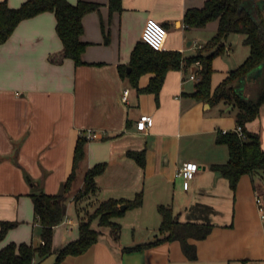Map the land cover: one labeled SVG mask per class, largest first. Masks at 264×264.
Segmentation results:
<instances>
[{"label":"crops","instance_id":"1","mask_svg":"<svg viewBox=\"0 0 264 264\" xmlns=\"http://www.w3.org/2000/svg\"><path fill=\"white\" fill-rule=\"evenodd\" d=\"M23 1L7 3L16 7ZM90 1L100 7L82 18L81 37L88 42L84 63L48 60L61 47L52 11L21 20L0 44V221H16L0 248L11 241L39 244L41 225L31 193L60 191L72 169L76 139L85 135V157L65 200L66 214L53 228L52 253L35 264H52L59 249L78 237L79 221L100 201L132 199L137 192L143 194L142 204L115 218L121 224L119 239L97 225L98 240L83 253L67 255L63 264H264V218L256 202L264 182L243 174L231 187L212 168L229 158L227 145L216 138L221 130L236 127L235 106L224 102L214 110L222 101L211 105L191 95L196 80L188 75L196 65L168 70L157 95L138 90L118 70L128 64L138 40L194 54L215 34L218 21L187 27L183 15L206 0H121L119 11H110L108 0ZM243 38L230 35L226 50L235 42V51L214 57L212 90L249 54ZM261 72L262 67L238 84L247 98L262 87ZM150 76L140 75L138 86L145 87ZM142 114L152 118L146 130L136 128ZM246 126L259 134L264 150V103ZM130 151H143V163ZM186 161H195L198 170L184 188L175 172ZM101 162L105 166L95 176L96 190L75 202L85 171ZM159 205L169 206L179 222L212 225L205 237L187 239L195 258L186 256L178 239L138 247L161 237Z\"/></svg>","mask_w":264,"mask_h":264},{"label":"trees","instance_id":"2","mask_svg":"<svg viewBox=\"0 0 264 264\" xmlns=\"http://www.w3.org/2000/svg\"><path fill=\"white\" fill-rule=\"evenodd\" d=\"M108 5L110 11L122 9L121 0H108ZM99 7V2L90 0H77L75 3L69 0H24L16 7L9 6L7 0H0V44L6 41L21 20L44 11H52L61 47L49 53L48 60L57 64L65 58H71L75 64L84 63L81 55L88 42L81 37L84 31L82 18ZM212 20L218 21L215 34L194 54L186 56L179 50L158 49L138 40L131 51L128 64H120L118 70L138 90L151 91L157 95L168 70L187 69L198 61L199 64L194 69L197 77L195 90L191 95L211 105L220 101L233 104L237 108L236 124L244 133V137L239 136L235 130L218 133L216 141L227 145L229 158L225 163L213 164L212 168L226 177L231 187H235L243 174L253 175L254 183L264 182V150L260 136L246 126L258 116L264 103V0H206L203 6L188 8L183 15L187 27H203ZM232 34L244 36L243 42L249 46V54L236 68L229 70L226 77L212 90V61L215 56L226 51L227 39ZM107 40L105 35V41ZM258 66H262L260 74L263 85L253 98H247L237 88L238 84ZM127 68H130L129 71ZM144 73H151L149 82L145 87H139L138 78ZM87 141L85 135L77 137L72 169L59 192L31 193L34 215L41 225L39 244L14 241L5 244L0 248V264H35L36 258L42 260L52 253L53 228L66 214L65 200L76 177L77 168L85 157ZM129 154L143 163V151H130ZM104 166V162L97 163L85 171L82 187L73 196L75 202H80L96 190L95 176L103 171ZM142 201V192H137L132 199L108 198L100 201L86 219L79 221L78 237L59 249L52 264H63L67 255L83 253L98 240L100 230L92 226L94 221L99 227H108L112 237L119 239L121 224L115 218L121 216L126 209L140 206ZM122 204L125 205L124 209L120 208ZM158 211L161 215V237L138 247L178 239L182 242L186 256L195 258L194 245L188 243L187 239L205 237L211 231L212 225L179 222L172 209L166 205H159ZM15 224L16 221H0V240Z\"/></svg>","mask_w":264,"mask_h":264},{"label":"built area","instance_id":"3","mask_svg":"<svg viewBox=\"0 0 264 264\" xmlns=\"http://www.w3.org/2000/svg\"><path fill=\"white\" fill-rule=\"evenodd\" d=\"M155 48H159L160 46L156 44L155 46L151 43H149ZM198 61L195 62V65H198ZM190 79H197L196 75L194 73H191L189 75ZM128 94V89L124 90L123 98L126 100ZM152 118L148 114H142L139 116V119L136 121V128L138 130H146L148 126L151 124ZM235 130L239 136L244 137V133L240 126H237L232 129ZM222 132H225L227 130H221ZM90 137L96 136V134L93 132H90ZM198 170V164L195 161H186L181 167H179L176 172L175 176H179L183 179V186L184 188H187L189 186L190 180L194 177L196 171ZM256 202L258 204V209L260 211L261 217L264 218V193L256 191Z\"/></svg>","mask_w":264,"mask_h":264},{"label":"rangeland","instance_id":"4","mask_svg":"<svg viewBox=\"0 0 264 264\" xmlns=\"http://www.w3.org/2000/svg\"><path fill=\"white\" fill-rule=\"evenodd\" d=\"M231 42V41H230ZM229 46H231V45H228V47ZM235 46H236V44H235V42H233L232 43V48H231V50L233 51H235ZM230 50V48L228 49V50H226V52H225V54H227L228 52H230V53H232V51ZM189 76V75H188ZM189 78V77H188ZM224 107V102L222 101V102H220V103H218V104H216V105H214L213 106V109L214 110H216V109H221V108H223ZM237 110V108L235 107L234 109H232V111H236ZM90 214V213H89ZM93 227H98L97 226V224H96V222H93Z\"/></svg>","mask_w":264,"mask_h":264},{"label":"water","instance_id":"5","mask_svg":"<svg viewBox=\"0 0 264 264\" xmlns=\"http://www.w3.org/2000/svg\"><path fill=\"white\" fill-rule=\"evenodd\" d=\"M190 43V42H189ZM261 67L262 66H258L257 68H255V69H253V70H251L249 73H248V75H247V77L248 78H251V77H253V76H256L260 71H261ZM130 68H128V70H129ZM124 205H121V209H124Z\"/></svg>","mask_w":264,"mask_h":264}]
</instances>
